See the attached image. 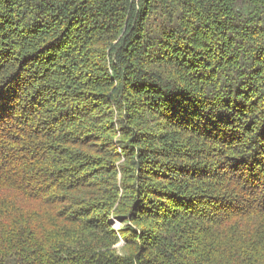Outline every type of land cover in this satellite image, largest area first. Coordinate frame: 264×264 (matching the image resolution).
I'll return each instance as SVG.
<instances>
[{"label": "trees", "instance_id": "1", "mask_svg": "<svg viewBox=\"0 0 264 264\" xmlns=\"http://www.w3.org/2000/svg\"><path fill=\"white\" fill-rule=\"evenodd\" d=\"M5 57L0 264H264V0H0Z\"/></svg>", "mask_w": 264, "mask_h": 264}, {"label": "rangeland", "instance_id": "2", "mask_svg": "<svg viewBox=\"0 0 264 264\" xmlns=\"http://www.w3.org/2000/svg\"><path fill=\"white\" fill-rule=\"evenodd\" d=\"M10 59L9 58H0V61H1V64L4 65L6 63V66L5 68H3V71L8 67L9 65V61ZM2 71V73H3ZM20 76V75H18ZM21 78V76L19 77ZM27 81L26 78H23L21 79L20 81H17L16 84L19 86H22L25 82ZM244 130V127L241 126V131L243 132ZM122 218L119 216V214H116V213H112L110 214V216L108 217V222L110 224V226L114 229V230H119L121 228H124L126 226V223L125 222H122L121 220ZM115 249H117L119 252L124 248V242L123 241H119V243H117L115 246H114Z\"/></svg>", "mask_w": 264, "mask_h": 264}]
</instances>
